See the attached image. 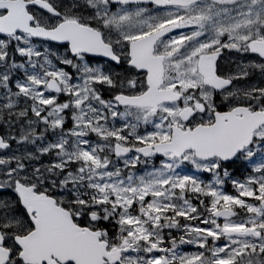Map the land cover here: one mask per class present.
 <instances>
[{"label": "snow or ice", "instance_id": "snow-or-ice-1", "mask_svg": "<svg viewBox=\"0 0 264 264\" xmlns=\"http://www.w3.org/2000/svg\"><path fill=\"white\" fill-rule=\"evenodd\" d=\"M0 264H264V0H0Z\"/></svg>", "mask_w": 264, "mask_h": 264}]
</instances>
